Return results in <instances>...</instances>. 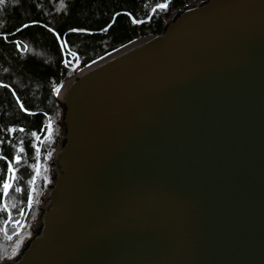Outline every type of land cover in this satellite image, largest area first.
Segmentation results:
<instances>
[{"label": "water", "instance_id": "1", "mask_svg": "<svg viewBox=\"0 0 264 264\" xmlns=\"http://www.w3.org/2000/svg\"><path fill=\"white\" fill-rule=\"evenodd\" d=\"M35 235L0 264H264V0H207L55 90Z\"/></svg>", "mask_w": 264, "mask_h": 264}, {"label": "trees", "instance_id": "2", "mask_svg": "<svg viewBox=\"0 0 264 264\" xmlns=\"http://www.w3.org/2000/svg\"><path fill=\"white\" fill-rule=\"evenodd\" d=\"M205 1L0 0V263L18 256L35 235L54 182L64 113L55 90L78 70L64 64L65 51L84 68L162 34L178 11ZM23 219L31 227L19 245L20 238L7 237Z\"/></svg>", "mask_w": 264, "mask_h": 264}, {"label": "rangeland", "instance_id": "3", "mask_svg": "<svg viewBox=\"0 0 264 264\" xmlns=\"http://www.w3.org/2000/svg\"><path fill=\"white\" fill-rule=\"evenodd\" d=\"M6 189H7V186H6ZM29 208H30V205H29V207H28V210H29ZM21 222V220H19V221H17V222H15L14 224H15V228H16V230H15V232H13V233H11L10 235H8V240H11V241H13V240H15L16 238H20L19 239V241H18V244L19 245H21L20 243H21V241L23 242V235L25 234V232L31 227V223H26L25 222V220L23 219L22 220V222H21V224H19ZM37 222V221H36ZM34 226H35V224H34ZM25 241V240H24ZM27 242V241H26ZM25 243V242H24Z\"/></svg>", "mask_w": 264, "mask_h": 264}, {"label": "built area", "instance_id": "4", "mask_svg": "<svg viewBox=\"0 0 264 264\" xmlns=\"http://www.w3.org/2000/svg\"><path fill=\"white\" fill-rule=\"evenodd\" d=\"M65 56V60H64V64L71 68V69H78L77 71H79V59L77 57L76 54L70 52V51H65L64 53Z\"/></svg>", "mask_w": 264, "mask_h": 264}]
</instances>
